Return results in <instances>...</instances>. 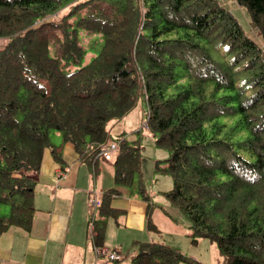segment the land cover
Returning a JSON list of instances; mask_svg holds the SVG:
<instances>
[{
    "label": "trees",
    "instance_id": "16d2710c",
    "mask_svg": "<svg viewBox=\"0 0 264 264\" xmlns=\"http://www.w3.org/2000/svg\"><path fill=\"white\" fill-rule=\"evenodd\" d=\"M236 2L261 44L217 0H0V207L10 208L0 235L30 226L44 151L64 173V143L91 169L116 143L107 161L116 188L91 220L101 247L117 188L137 180L149 201L139 140L110 132L143 99L147 130L169 153L155 167L173 183L163 195L192 242L216 244L220 264H264V0ZM82 36L97 38L85 46ZM146 227L156 230L149 218ZM130 262L201 264L156 242L141 243Z\"/></svg>",
    "mask_w": 264,
    "mask_h": 264
},
{
    "label": "crops",
    "instance_id": "0c3cea01",
    "mask_svg": "<svg viewBox=\"0 0 264 264\" xmlns=\"http://www.w3.org/2000/svg\"><path fill=\"white\" fill-rule=\"evenodd\" d=\"M123 119L126 118L112 122L110 132L114 138L125 135L129 140L138 129L134 130V125L129 127L125 123L118 127ZM56 141H51V144H62V138ZM61 155L67 166L64 173L50 151H44L40 174L31 196V224L28 228L10 227L0 235V264H131L130 256L141 243L165 244L162 232L158 230L159 222L165 219L163 225L178 228L173 216L166 215V211H161L151 202L153 193L146 190L147 202L142 200L137 190L131 192L119 187V194L112 198L110 204L118 214L105 220L104 239L101 247H96L91 220L97 208L93 202L106 191L116 188L114 168L106 160H100L91 169L80 162L71 143L62 145ZM166 159L160 154L158 158L153 155L151 172L155 174L153 170L157 163ZM148 168L145 165L142 171ZM148 218L156 230L147 229ZM114 254L118 255L119 261H110V255Z\"/></svg>",
    "mask_w": 264,
    "mask_h": 264
},
{
    "label": "rangeland",
    "instance_id": "374dc122",
    "mask_svg": "<svg viewBox=\"0 0 264 264\" xmlns=\"http://www.w3.org/2000/svg\"><path fill=\"white\" fill-rule=\"evenodd\" d=\"M217 2L220 4V6L230 11L234 19L241 25L247 37L258 44L262 43V40L258 35V31L250 25L246 10L240 7L236 0H218ZM95 38L97 37L82 36L81 42L85 46H91L93 45L92 41ZM5 44L6 40L0 39V48H2ZM50 53L51 56L55 55L53 47H51ZM212 54L215 59H222V49L221 51L218 50V52L213 51ZM128 114L123 117L126 119H123L118 127L125 123V125H129V127L130 125H134V130L138 129V132H136L133 138H130L129 141H132V139L133 141L139 140L142 155V169L145 165L149 167L147 171L144 170L143 172L141 170V178L143 180L142 184L149 193H153L151 202L155 203L158 208L160 207L161 211H166L169 215L173 216L178 223V228H174V225H172L173 227L163 225V223L166 222L165 219H163L164 221L159 222L158 230L162 232V237L165 241L164 243L175 251L187 257H191L201 264H220L222 257L216 244L212 243L208 239L201 238L197 239V241L193 243L191 238L184 231L185 229L188 232L187 220L161 193L163 191H169L172 189L173 183L171 177L155 170H153L155 174L151 172L154 164L152 161V156L157 155L158 158V154H160L162 157L168 158L169 153L165 149L156 147L153 136L148 130L145 129V122L147 119V108L145 101L140 99L134 109H132ZM110 124H112V122ZM49 137L51 141L55 142L57 138H61V134L57 131H52ZM56 143H58V141H56ZM149 164H151V166H149ZM136 189L137 180L134 182L133 186L129 188V190L132 192ZM9 212L10 208L8 205H3L0 207V215L8 216Z\"/></svg>",
    "mask_w": 264,
    "mask_h": 264
},
{
    "label": "built area",
    "instance_id": "2783aa9c",
    "mask_svg": "<svg viewBox=\"0 0 264 264\" xmlns=\"http://www.w3.org/2000/svg\"><path fill=\"white\" fill-rule=\"evenodd\" d=\"M145 129L147 130L146 125H145ZM102 150H103L104 160L106 161L111 160L118 152V144L110 143L109 145L102 147ZM93 205L95 208H97L99 205L98 200H94ZM110 257L111 259H117V256L115 255H110Z\"/></svg>",
    "mask_w": 264,
    "mask_h": 264
}]
</instances>
